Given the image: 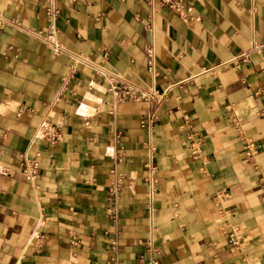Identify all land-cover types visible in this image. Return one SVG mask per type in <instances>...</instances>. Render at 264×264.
<instances>
[{
    "label": "crops",
    "instance_id": "crops-1",
    "mask_svg": "<svg viewBox=\"0 0 264 264\" xmlns=\"http://www.w3.org/2000/svg\"><path fill=\"white\" fill-rule=\"evenodd\" d=\"M186 4L192 19L161 7L152 33L136 18L145 0H56L65 46L159 90L179 84L151 129L147 102H115L90 66L72 73L69 56L18 28L0 32V264H148L150 246L159 264H264V49H252L264 44V0ZM46 7L0 0V14L45 32ZM25 159L38 164L35 184ZM120 175L115 224L108 193Z\"/></svg>",
    "mask_w": 264,
    "mask_h": 264
},
{
    "label": "built area",
    "instance_id": "built-area-1",
    "mask_svg": "<svg viewBox=\"0 0 264 264\" xmlns=\"http://www.w3.org/2000/svg\"><path fill=\"white\" fill-rule=\"evenodd\" d=\"M46 19L48 22V29L45 32L43 29L37 28H26L22 23L14 18H7L0 14V32L7 26H12L18 28L25 33L33 36L37 40L41 41L46 47L52 50L55 54L60 55L64 54L69 56L72 59L73 71L74 73L80 64L90 66L96 74L105 78L108 81V90L113 94L115 102H125V101H145L148 104V113L145 118L141 120V125L147 128H153L159 117V111L165 100L170 96L172 89L179 84L168 85L165 89L159 90L153 85H148L146 83L130 79L115 68L109 66L106 61L96 62L90 59L86 54L72 50L65 46L58 38L59 30L56 25V20L60 15V9L56 5V0H46ZM76 1V0H69ZM187 0H145L147 6L149 7V13L146 18L136 17L143 23V26L146 30L155 32L157 28L156 16L158 15L161 7H168L175 13L181 15L183 20L187 21L193 18L192 16V7L186 4ZM156 41L151 40L145 46L146 54V66L148 72L153 77L159 75V71L156 66ZM262 48L264 49V44L261 46H253L252 49ZM6 55V54H5ZM107 56V53H105ZM67 78H63L64 81ZM196 135L193 132L190 137ZM116 142L121 143V133L116 135ZM122 152L119 153L115 160L117 163L123 161L125 157L124 146H120ZM152 150L155 148L152 146ZM191 149L194 154H198L199 148L196 145L195 139H193L191 144ZM250 152H255L256 148L249 149ZM148 169V175L145 178V184L147 187L146 199L147 206L150 210L153 208V203L156 199L158 193V184L160 181V176L157 172V166L153 163L152 160L146 163ZM22 171L25 175V178L28 182L35 184L37 175H38V164L36 162H30L25 159L21 164ZM121 178H118L116 184H114L109 189V217L116 224L119 218V199H120V188H121ZM37 186V185H36ZM38 187V186H37ZM107 234V232H106ZM229 239L232 244H238L239 238L233 234H229ZM110 246L112 250H117V241L116 238L110 239ZM149 251L152 253V256L148 264H159V257L161 253L157 250L149 247Z\"/></svg>",
    "mask_w": 264,
    "mask_h": 264
}]
</instances>
